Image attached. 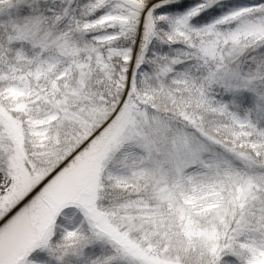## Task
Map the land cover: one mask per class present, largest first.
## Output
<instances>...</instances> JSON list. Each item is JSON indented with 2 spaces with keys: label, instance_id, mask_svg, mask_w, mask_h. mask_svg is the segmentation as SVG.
I'll list each match as a JSON object with an SVG mask.
<instances>
[{
  "label": "snow or ice",
  "instance_id": "obj_1",
  "mask_svg": "<svg viewBox=\"0 0 264 264\" xmlns=\"http://www.w3.org/2000/svg\"><path fill=\"white\" fill-rule=\"evenodd\" d=\"M0 264H264V0H0Z\"/></svg>",
  "mask_w": 264,
  "mask_h": 264
}]
</instances>
